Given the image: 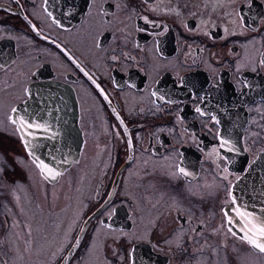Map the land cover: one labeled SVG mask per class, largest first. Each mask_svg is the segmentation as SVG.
I'll return each instance as SVG.
<instances>
[{
    "label": "flooded vegetation",
    "instance_id": "1",
    "mask_svg": "<svg viewBox=\"0 0 264 264\" xmlns=\"http://www.w3.org/2000/svg\"><path fill=\"white\" fill-rule=\"evenodd\" d=\"M60 139L49 178L26 143ZM262 151L264 0H0V264H264L226 209Z\"/></svg>",
    "mask_w": 264,
    "mask_h": 264
},
{
    "label": "water",
    "instance_id": "2",
    "mask_svg": "<svg viewBox=\"0 0 264 264\" xmlns=\"http://www.w3.org/2000/svg\"><path fill=\"white\" fill-rule=\"evenodd\" d=\"M67 89L64 83L55 80L35 81L27 86L28 97L16 104L13 109V120L17 123L19 131L24 137L27 130L32 131L33 128L37 127L35 126L37 115L42 116L43 113H50V117H53L55 110L52 108L42 109L40 105L52 102L51 96H55L54 94L57 92H65ZM69 101L72 104L74 102L71 94ZM69 108L74 110L71 105ZM26 144L38 166L50 178L77 158L81 140L60 139L59 141L38 143L31 141ZM257 155V158L248 165L246 171L233 184V201L226 207L237 230L243 229L241 217H247V221L251 219L255 221L258 219L256 216L261 215L258 220L263 222L264 227V151ZM257 228H261V226H249L248 239L255 247L259 248L264 246V230L259 232Z\"/></svg>",
    "mask_w": 264,
    "mask_h": 264
},
{
    "label": "rangeland",
    "instance_id": "3",
    "mask_svg": "<svg viewBox=\"0 0 264 264\" xmlns=\"http://www.w3.org/2000/svg\"><path fill=\"white\" fill-rule=\"evenodd\" d=\"M35 180L37 181V178L36 177H35ZM17 194H18V199H20V202L19 203L20 204L23 203L24 206L27 208L28 202L26 201V199L23 198V196H22V190L18 191ZM14 236L15 235H12L11 238H14ZM18 264H24V260H22V258H20L19 261H18Z\"/></svg>",
    "mask_w": 264,
    "mask_h": 264
}]
</instances>
